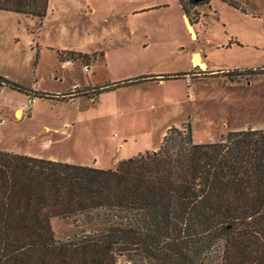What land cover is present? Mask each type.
Instances as JSON below:
<instances>
[{
  "label": "rangeland",
  "instance_id": "obj_1",
  "mask_svg": "<svg viewBox=\"0 0 264 264\" xmlns=\"http://www.w3.org/2000/svg\"><path fill=\"white\" fill-rule=\"evenodd\" d=\"M183 1L199 20L190 24L179 0H49L43 18L0 10V74L47 94L17 117L31 95L0 89V149L109 169L156 150L173 126L190 125L200 143L263 128L264 74L223 73L264 67V0ZM61 49L87 52L89 70L60 61ZM142 74L171 78L102 89ZM50 223L57 239L87 228Z\"/></svg>",
  "mask_w": 264,
  "mask_h": 264
},
{
  "label": "trees",
  "instance_id": "obj_2",
  "mask_svg": "<svg viewBox=\"0 0 264 264\" xmlns=\"http://www.w3.org/2000/svg\"><path fill=\"white\" fill-rule=\"evenodd\" d=\"M48 1L0 0V10L43 18ZM179 1L190 24L199 20ZM57 55L89 65L85 52ZM167 78L140 75L102 89ZM2 87L47 95L0 74ZM189 126L167 129L156 150L109 169L0 149V264H264V127L200 143ZM52 217L87 228L57 239Z\"/></svg>",
  "mask_w": 264,
  "mask_h": 264
},
{
  "label": "crops",
  "instance_id": "obj_3",
  "mask_svg": "<svg viewBox=\"0 0 264 264\" xmlns=\"http://www.w3.org/2000/svg\"><path fill=\"white\" fill-rule=\"evenodd\" d=\"M167 6L168 5V3L167 2H165L164 4H158V5H153V6H149V7H146V4H144V5H142L139 9H137V11H140V12H146V9H148V8H152V7H158V6ZM133 12H135V11H133ZM192 26V25H191ZM80 51V50H79ZM81 52H83V51H81ZM85 53H87V52H85ZM197 54L200 56V58H199V62L198 61H196L195 60V58H197L196 56H197ZM92 60H97V58H92ZM69 62H71V61H69ZM192 62H193V64H198V63H201L202 64V66H205V64H204V62H203V60H202V56H201V54L198 52V51H195L194 53H193V57H192ZM89 66V65H88ZM83 67V66H82ZM93 74H95V71L94 72H92ZM142 75H146V74H142ZM148 75V74H147ZM164 74H160V75H154V76H156V77H162ZM140 76V75H139ZM78 76H75L74 78H73V85L71 86V88H73V87H75V86H78L79 84H78ZM164 79H160V80H158V81H163ZM149 81V80H148ZM38 85V84H37ZM67 95H69V94H67ZM18 111H20V107L19 108H17L16 110H15V112L17 113V117H19L18 116ZM147 148V147H146ZM153 150H155V149H153ZM138 151L139 150H137L136 151V153H134V154H137L138 153ZM147 151V150H146ZM148 151H151V150H148ZM139 152H141V151H139ZM33 156V155H32ZM37 157H39V156H37ZM43 158H47V159H52V160H57L54 156H52V155H48L47 157H43ZM58 161H62V160H58ZM66 162H70V161H66ZM70 163H72V162H70ZM75 164H77V163H75Z\"/></svg>",
  "mask_w": 264,
  "mask_h": 264
},
{
  "label": "built area",
  "instance_id": "obj_4",
  "mask_svg": "<svg viewBox=\"0 0 264 264\" xmlns=\"http://www.w3.org/2000/svg\"><path fill=\"white\" fill-rule=\"evenodd\" d=\"M66 62H69V61H66ZM83 70H84V71H88V70H89V66H88V65H83ZM35 85H37V83H35ZM36 99H37L36 96L31 95V96L28 98L27 103L22 104V106L20 107V109H21V110H22V109H26V108L29 107L30 104L33 103Z\"/></svg>",
  "mask_w": 264,
  "mask_h": 264
},
{
  "label": "bare ground",
  "instance_id": "obj_5",
  "mask_svg": "<svg viewBox=\"0 0 264 264\" xmlns=\"http://www.w3.org/2000/svg\"><path fill=\"white\" fill-rule=\"evenodd\" d=\"M18 116H19V117L21 116V110H20V111H18Z\"/></svg>",
  "mask_w": 264,
  "mask_h": 264
},
{
  "label": "water",
  "instance_id": "obj_6",
  "mask_svg": "<svg viewBox=\"0 0 264 264\" xmlns=\"http://www.w3.org/2000/svg\"><path fill=\"white\" fill-rule=\"evenodd\" d=\"M195 2H199V1H202V0H194ZM205 1V0H204Z\"/></svg>",
  "mask_w": 264,
  "mask_h": 264
}]
</instances>
